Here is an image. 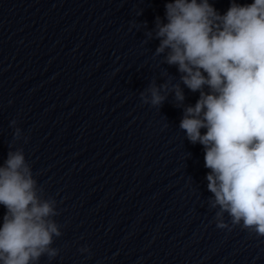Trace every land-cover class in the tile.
Returning a JSON list of instances; mask_svg holds the SVG:
<instances>
[{
	"label": "clouds",
	"instance_id": "clouds-1",
	"mask_svg": "<svg viewBox=\"0 0 264 264\" xmlns=\"http://www.w3.org/2000/svg\"><path fill=\"white\" fill-rule=\"evenodd\" d=\"M165 20L156 17L145 36L159 40L153 59L176 66L179 81L169 78L158 86L153 79L140 98L160 108L174 94L175 106L183 108L180 129L204 147L212 193L207 203L218 209L216 227L239 226L264 237V0H231L224 14L209 0H172L165 4ZM181 85L199 92L194 106L184 104ZM16 123L10 122L13 141L0 164V205L6 209L0 264H39L59 255L53 244L62 225L55 220L57 201L45 197L23 148L14 146L22 137ZM79 251L90 254L87 245Z\"/></svg>",
	"mask_w": 264,
	"mask_h": 264
}]
</instances>
